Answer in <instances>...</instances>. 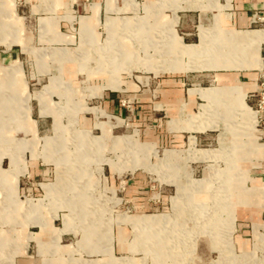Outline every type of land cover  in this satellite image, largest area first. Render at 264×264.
Segmentation results:
<instances>
[{
  "label": "rangeland",
  "instance_id": "374dc122",
  "mask_svg": "<svg viewBox=\"0 0 264 264\" xmlns=\"http://www.w3.org/2000/svg\"><path fill=\"white\" fill-rule=\"evenodd\" d=\"M153 1L120 0L118 5L116 1V5H112L108 0L107 13L117 15H107L102 24L99 4H95L92 9L96 27L99 26V42L91 32L93 26L91 19L81 18L79 32L81 40L86 43L90 41L92 44H88L91 48L87 47L79 54L82 61L79 81L70 83L68 97L56 99L58 103L55 106L59 108L57 113L60 118L62 116L61 124L65 125V128L60 127L56 121L54 129L49 128L45 132L44 141L40 140L39 156L46 155L41 162L47 173L37 182L43 185L38 186V192H28L26 178H22L21 189L15 195L17 203L7 192H0V220L8 216L21 218L27 213L32 220V212L41 205L46 218L57 219L56 224L59 228L54 231L55 247H60V238L62 245H68V249H65L67 251L62 252L57 258L59 264H264V241L257 242L252 253H241L235 246V205L241 204L238 199L249 197L251 200L252 188L249 187L258 186L261 188L254 189V192H259L256 196L264 205V181L249 182L251 173L246 171L252 170L253 166L235 159V156L244 154V150H239L237 146L240 153L235 155L237 152L235 146H229L230 139L236 137L237 143H243L246 138L257 137L256 140L264 144V139L255 134V115L247 106L252 105V100L246 101L245 97L244 105H239V100L235 101L233 97L222 96L213 99L216 96L214 90L224 89L218 86L215 72L264 69L261 56L263 40L257 42L252 54L237 49L238 59L242 60L243 68L236 64L232 67H208L206 61L212 59L211 53L221 51L228 54L230 51L226 48V43L229 42V38L235 40L241 36V33L229 34L222 29L221 18L222 15L230 18L228 11L232 9L231 1ZM51 3L50 0H0V30H3L0 31V43L11 46L16 40H8L11 30L17 33L21 24L16 10L23 16L32 4L38 12H43V8L49 7ZM180 11L183 12L181 15L191 16L190 37L184 35L186 25L183 27L179 24ZM161 12L166 19L168 18L167 20L159 18ZM199 14L201 22L198 23ZM86 19L88 25L82 24ZM78 22L74 21L75 28L79 27ZM138 23L141 28L135 27ZM64 24L66 21L62 22V26ZM51 26V23L43 21L45 30ZM252 29L255 31L249 33L264 34V26ZM41 35L37 17L22 21V30L18 35L20 40L26 37V42L31 47L43 48L42 45L45 43L41 40ZM182 37L185 38V42ZM207 41L213 46V48L209 46L210 50ZM93 42H98L100 46L96 47ZM214 44L218 47L215 48ZM191 45H195L190 47L192 54H198L199 57L197 56V60L189 59L188 62V56L181 52V47ZM25 50L30 52H26V57L31 60L43 56L38 55L34 49ZM14 51L19 50L14 48ZM44 51L43 53L47 55L49 50ZM109 53L115 54V61L112 63H109L110 59L107 57ZM220 55L215 57L218 64ZM52 57L59 61L71 60L67 50L53 52ZM45 58L50 59L48 55ZM181 62L182 64L188 62V66L178 67ZM167 73H187L186 76L190 79L193 76L198 77V82L191 83L199 86L189 89V92L198 94L205 100L203 99L204 103L200 105L198 112L190 115L186 125L181 126V130L188 131L190 130L188 128L193 126L191 130L207 131L204 136L209 137L208 140L202 142L198 140L196 147L204 149L203 151L219 149L217 156L214 155L215 159L200 160L196 154L190 155L189 141L180 147L153 145L148 128L149 113H146V117L143 116L142 122H136L140 126L134 122L124 123L120 129L111 128L108 136L100 131L91 132L78 126L79 109L74 103L79 96L90 103L86 97L88 92L91 96L97 95L95 89L90 88L95 85V81L107 79L100 89H121L120 76L126 85V94L137 95L128 99L137 101L141 98L139 94L143 98L149 96L155 90L153 83L156 78H162ZM8 74L13 94L7 95L4 81H0V107L13 105V120L16 126V123L25 119L32 107L30 99L38 100L42 110H46L47 96L53 93L58 81L51 78V85L46 86L44 91L22 94L17 90L20 77L23 76L21 64L12 65ZM35 87L31 86V90L26 88L25 91L33 93L37 91ZM134 88L136 93L131 91ZM229 89L226 90L230 91ZM241 99L243 100V97ZM230 100H234L236 106L230 104ZM33 104L36 106V102ZM85 110L95 111L90 108ZM248 114L251 117L249 120ZM109 121L110 127L115 125L113 120ZM103 126L104 123L97 124V127L102 128V132L105 131ZM12 130L15 138L27 135L19 127ZM5 132V128L3 130L0 128V135H4ZM193 138L195 140V137ZM125 139L131 140V144L126 145ZM20 141L13 146V156L22 149ZM167 151L174 152L172 161L166 160V153H170ZM9 156L13 159L12 155ZM14 161L16 159L12 160L13 167ZM22 162L23 167L9 170L13 179L7 190L11 192H17L20 178L26 173L25 161ZM254 166L258 167L255 169L258 173L264 172V161L259 165L254 163ZM129 178H137L139 183L135 187L126 185L125 181ZM137 191L143 194L137 195ZM133 195L143 198L144 203L150 200L153 209L148 212H135L128 206L124 209L122 204H125V198ZM12 204H21L22 209L15 211ZM147 217L154 218L157 222L150 227H140L142 220ZM18 227L23 226L0 224V232L9 238L11 243L1 250L0 255L4 262L0 261V264H21L18 255L22 247L20 241L16 239ZM261 227L260 233L264 234V224ZM30 238L35 239L32 235ZM50 240L51 235L47 234L46 242ZM13 247L17 251L12 257L11 250H15ZM31 251L33 256L31 264L37 259L43 260L41 264H53L54 255L49 246L41 258L37 256L36 246Z\"/></svg>",
  "mask_w": 264,
  "mask_h": 264
},
{
  "label": "crops",
  "instance_id": "0c3cea01",
  "mask_svg": "<svg viewBox=\"0 0 264 264\" xmlns=\"http://www.w3.org/2000/svg\"><path fill=\"white\" fill-rule=\"evenodd\" d=\"M52 3L49 7L43 8V12L34 8V4L28 7L25 15H19L16 10V15L19 18V31L14 33L13 30L10 32V37L8 40L13 41L12 39H16L15 42L11 46H7L0 43V81H4V87L6 90V94H13V86L9 85V74L8 70L12 65L21 64L23 76L20 77V85L17 87L19 93H30L34 94L40 91H44L46 86L51 85V78H55L58 81V85L54 86L53 93L50 96H47L46 101V110H42V106L40 102L34 98L30 99L32 107L28 110L26 117L23 121H19L16 126L13 120V110L14 107L12 104H7L4 107H0V128L3 130L5 128L6 132L4 135H0V192H7L13 198L12 200L17 203L15 195L21 189V180L22 178H26L27 181V191H39L38 186L43 185L37 180L43 179L45 173H47V169H45L44 164L41 160H44L46 155L43 154V157H40L39 145L40 140L44 141L45 132L49 128H53L55 126L56 121L60 127L65 128L61 124L62 116L57 113L58 107L56 108V104L58 103L56 99L59 97H68V91L71 89L70 83H76L79 81L81 71V63L82 61L79 58V54L90 47L88 44H92L90 41L88 43L83 42L80 37L81 25L80 21L82 17H88L91 19L93 26L91 27V32L95 36L97 41L99 42V26L96 27V21L94 17V11L92 7L95 4H99V17L100 24L105 21L107 15L115 16L116 13H107V5L108 0H50ZM72 2L68 4L67 2ZM112 5H116L115 1L118 2L120 0H110ZM148 2H154L153 0H147ZM156 1V0H155ZM226 1V0H225ZM232 4V9L229 10L230 18L227 19L224 15H222V29L229 34H237V33H248L255 31L252 27L264 26V23H255L257 18H264V0H229ZM51 9V10H50ZM72 9V11H71ZM68 11V12H67ZM83 14H81V13ZM189 12V11H186ZM185 12V13H186ZM68 13H71L69 15ZM80 13V15H78ZM182 11L179 12L180 23L184 27L185 33L184 35L187 37L191 36V26L189 23L191 22V16L189 15H181ZM24 14V13H23ZM159 18L162 20H167L166 17L162 15V12L159 13ZM167 16V15H166ZM200 14L198 15V23L200 21ZM37 17L38 23L40 22V30L42 32L41 40L45 43L43 48H33L28 45L26 42V37L23 39H19V32L22 30V21L26 18H35ZM173 17V13L170 16ZM70 18L72 21H70ZM104 18V20H103ZM170 18V19H171ZM78 20L79 27L75 28L74 21ZM43 21L49 22L52 24L50 29H46L43 27ZM66 21V24L62 26V22ZM214 21V20H213ZM212 21V25H213ZM99 24V25H100ZM64 28V30H63ZM261 31V30H256ZM39 32V31H38ZM14 37V38H13ZM183 38V37H182ZM65 40H68L65 41ZM185 42V38H183ZM199 40V39H198ZM93 42L96 47L100 46L97 43ZM194 42V41H193ZM198 42V41H197ZM188 43V42H186ZM195 44V43H188ZM14 48L19 51H14ZM26 49H34V51L38 55H43L42 58H37L35 60H31L29 57H26ZM91 48V47H90ZM44 50H49L47 55L50 59H46L47 56ZM67 50L71 60H63L59 61L52 57V53L56 51ZM42 51V52H41ZM87 52V51H86ZM82 54V53H81ZM86 55V54H85ZM261 56L264 61V45L262 47ZM86 64V63H84ZM5 69V70H4ZM6 71V72H5ZM124 73V72H123ZM195 73V72H188ZM216 81L218 82V86H221L216 91L217 97H227L235 99V101L239 100V105L245 103L247 99H251L253 103V99L251 97L252 94L258 91L259 82L261 77H264V69H246V70H220V72H215ZM187 73H177V74H165L162 78H156V81L153 83L155 85V90L149 94V96H141L140 100H129L131 96H137L136 94H126L127 90L125 89L126 85L123 84L120 76L119 79L121 81V89H100L106 83L105 81H95V85L90 88H94L97 95H92L91 93H87L86 99L90 100V103H87L84 97L81 98L79 96L75 101V105L79 110L77 113V121L78 126L83 128L84 130L97 132L100 131L103 135H109L110 129H120L123 127L124 123L134 122H142L143 116L146 117V113H149V132L151 137V142L153 145L157 147L160 146H175L180 147L184 145L187 141H189V146L191 148L190 140L195 137L194 147L197 151H203L204 149H197V141H207L209 137L204 136L207 131H194L191 130L193 127H189L188 131L181 130V126L186 125V120L190 117V115H195L200 108V105L204 103L205 98L201 99L198 94H191L189 89L198 87V84L191 82H198V77H194L190 79L186 76ZM108 78V77H107ZM13 79V78H12ZM191 83V84H190ZM31 86H36L35 92H26V90H31ZM192 86V87H188ZM139 87V86H138ZM133 88V86H132ZM235 88V89H229ZM229 89L230 91L226 90ZM35 90V89H34ZM133 93H136L135 88ZM130 91V92H131ZM224 91V92H223ZM229 94H228V92ZM129 93V92H128ZM235 93V95H234ZM243 97V100L241 99ZM142 99V100H141ZM234 100H230V104L236 106V102ZM33 102H36V106H34ZM90 104V105H89ZM30 106V105H29ZM93 109L95 111H86L85 109ZM28 109V108H27ZM109 120H113L115 125L109 126ZM129 121V122H128ZM175 121V122H173ZM98 123H104L103 128L105 131H101L102 128L97 127ZM134 124V125H135ZM140 126L139 124H136ZM19 127L24 131V135L22 138H15L13 134V128ZM221 127V125H220ZM189 134V137L187 135ZM203 135V136H199ZM257 138V137H256ZM255 137L246 138L243 143H237V137L233 140L230 139L229 146H235L237 152L235 155L239 154V150H244V154H240L239 156H235V159L238 161L246 162L252 165V170L246 171L250 172L251 180L249 182L261 183L264 181V177L262 173H258V167L254 166L255 164H260V162L264 161V144L259 143ZM187 139V140H186ZM215 140L218 139L214 138ZM20 141L22 144V149L16 152L13 156V146ZM237 146L238 149H237ZM222 149L224 146H220ZM226 147V146H225ZM45 148V142H44ZM189 148V150H190ZM188 150V151H189ZM205 150H218L219 149H205ZM170 152L171 158L168 161H172L174 158L173 151ZM219 153V152H218ZM217 153V154H218ZM12 155L13 159L9 156ZM190 154V153H189ZM216 154V156H217ZM192 155V154H190ZM193 156V155H192ZM216 156L213 158L215 159ZM24 158V159H23ZM14 161V167L12 165V160ZM200 159V158H199ZM23 161H25L26 173L20 178L19 187L17 192H11L7 190L9 183L12 181V176L9 174V170H13L14 168L23 167ZM207 160V159H200ZM237 163V162H236ZM238 168V167H237ZM239 169V168H238ZM241 171V169H239ZM244 172V171H242ZM233 174V173H232ZM139 182L137 178H129L128 181H125L126 185H130L135 187ZM249 187V186H247ZM252 188V199L249 197L238 199L241 204L235 205V215H236V236H235V246L239 249L241 253L244 252H253L255 246H257V242L264 241V234L260 233L261 226L264 224L263 215H264V205L262 201L258 198L259 192H254V189L261 188L258 186L249 187ZM24 190V188L22 189ZM137 195L143 194L142 192L137 191ZM140 195V196H141ZM125 204L123 208L130 207L135 212H148L152 208L151 201L148 200L144 203L143 198L138 196H128L125 198ZM130 204H126V203ZM12 208L15 211H19L22 209L21 204H12ZM27 211L30 213L28 207ZM153 209V208H152ZM24 213V212H23ZM26 213V212H25ZM22 215V214H21ZM33 218L23 214L21 218H16L15 216H8L6 219L0 220V224H22V228H17L16 239L20 241L21 250L18 255L20 258L21 264H31V249L36 246L38 257L41 258V255L46 253L47 246L51 248V253L54 255L53 264L57 263V258L61 255L62 252H65L68 249V245L61 244L60 238V247L67 248H56L53 244V240L55 239V230L58 229L56 224V220L52 217L46 218L45 212L41 205H38V208L35 212H32ZM32 225V226H29ZM25 226V227H24ZM61 228V227H60ZM51 235L50 242H46V235ZM31 235L35 237V239H31ZM65 235V234H64ZM62 237V236H61ZM9 238L3 233L0 232V252L3 251L6 246L10 245ZM14 245V244H13ZM62 245V246H61ZM13 249H15L13 247ZM12 257L15 255L17 249L11 250ZM10 253V254H11ZM4 254V252H3ZM248 254V253H247ZM250 254V253H249ZM251 255V254H250ZM1 263L4 262L3 257L0 255ZM42 259H37L32 264H41Z\"/></svg>",
  "mask_w": 264,
  "mask_h": 264
},
{
  "label": "bare ground",
  "instance_id": "6f19581e",
  "mask_svg": "<svg viewBox=\"0 0 264 264\" xmlns=\"http://www.w3.org/2000/svg\"><path fill=\"white\" fill-rule=\"evenodd\" d=\"M3 7V6H2ZM4 9V8H3ZM2 9V11H3ZM97 14V13H96ZM83 23L82 24H87L88 25V20H84L82 21ZM140 23H138L137 25H135V27H138ZM147 26V25H146ZM4 28V27H3ZM139 28H141L139 26ZM153 28V27H152ZM2 29V28H1ZM0 31H3V30H0ZM203 32L205 33V30H203ZM141 33H143V30L141 29ZM203 37V36H202ZM205 40V37L203 38V41ZM227 40V39H226ZM259 40H263V44H264V34L263 33H244V34H241V36H238L236 37L235 40L229 38V42L226 43V48H228V50L230 51L228 54L226 52L224 53H221V51L218 53H211L210 54V57H212V59H210L209 61H206V65L208 67H219V66H222V67H232L233 65H241L242 68L244 67L243 65V62L242 60L238 59V52H237V49L239 50H244V53H250L252 54L253 52V49L257 46V42ZM208 42V41H207ZM219 44V43H218ZM221 44V43H220ZM174 44H172V49H174ZM222 45V44H221ZM195 45H191V46H185V47H181V52H185L186 55L188 56L187 59H188V62H189V59H195L197 60L198 59V54L197 55H194L192 54L191 52V48L190 47H193ZM209 46H211V48H213L212 45H209V42H208V45L207 47L209 48ZM214 47L217 48L218 45L215 46L214 44ZM210 50V48H209ZM208 50V51H209ZM255 51V49H254ZM181 53V54H182ZM243 53V54H244ZM218 54L220 55V62L219 64L216 62L217 60H215V57L218 56ZM245 55V54H244ZM198 56V57H197ZM107 57L110 59V62L109 63H112L113 61H115L114 57H115V54L111 55L110 53L107 54ZM186 58V57H185ZM114 59V60H113ZM100 60V59H99ZM119 61V60H118ZM181 61V60H180ZM188 62L182 64H179L177 65L178 67H187L188 66ZM253 62V61H252ZM259 62V61H258ZM175 63V62H174ZM256 66V65H255ZM258 66V65H257ZM247 68V67H245ZM110 72V71H108ZM213 90V89H211ZM225 91V90H224ZM223 91V92H224ZM214 95H216V91L214 90ZM229 94V92H228ZM235 95V93H234ZM247 98V97H246ZM247 106L250 108V110L254 113L255 115V124H254V129H255V134L257 136H260V137H264V131L258 129L257 127V124H258V119H257V114L256 112L251 108L250 105L247 104ZM249 118L251 119V117H249V114H248V120ZM84 140V139H83ZM126 145L127 144H131V140H128V139H125L124 140ZM128 146H131V145H128ZM188 152H191V154L194 156L196 154V157L199 156V158L201 159H207V160H210V159H213L214 158V155L218 152V150H205V151H197L195 150V147H194V138H192L191 140V148ZM171 153H166V160H169L172 156L170 155ZM204 191V190H202ZM229 206V205H228ZM231 212V211H230ZM155 222H157V220H155L154 218H145L142 220V222L140 223V227H150L152 224H154Z\"/></svg>",
  "mask_w": 264,
  "mask_h": 264
},
{
  "label": "built area",
  "instance_id": "2783aa9c",
  "mask_svg": "<svg viewBox=\"0 0 264 264\" xmlns=\"http://www.w3.org/2000/svg\"><path fill=\"white\" fill-rule=\"evenodd\" d=\"M255 23H264V18H257ZM254 100L251 108L256 112L258 129L264 131V77L262 76L259 82V89L251 95ZM264 139V137H262Z\"/></svg>",
  "mask_w": 264,
  "mask_h": 264
}]
</instances>
